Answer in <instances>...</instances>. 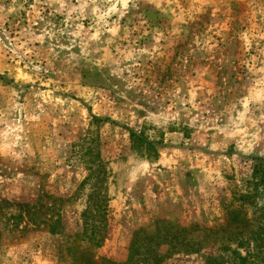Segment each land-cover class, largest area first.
<instances>
[{"label":"rangeland","instance_id":"rangeland-1","mask_svg":"<svg viewBox=\"0 0 264 264\" xmlns=\"http://www.w3.org/2000/svg\"><path fill=\"white\" fill-rule=\"evenodd\" d=\"M254 156L264 0H0V264H263Z\"/></svg>","mask_w":264,"mask_h":264},{"label":"trees","instance_id":"trees-1","mask_svg":"<svg viewBox=\"0 0 264 264\" xmlns=\"http://www.w3.org/2000/svg\"><path fill=\"white\" fill-rule=\"evenodd\" d=\"M160 137H161L160 140H162L163 134H160ZM129 140L131 142L132 148L138 154L145 157L147 160L153 162L158 159L159 154H158V149H157L156 144H160L162 141L150 140L149 137L145 135L144 128H142L138 133L130 129L129 130ZM252 159H253V164H252L251 179L250 181H248L250 185L249 190L246 193H240L238 197L231 198V200L229 201V204L232 203L233 199L235 198L239 200L240 203H243V202L248 203L251 201L253 197L257 196L261 190H264V156H254ZM239 206L241 207V204ZM223 207H225L226 212L229 213L228 220L234 223L249 222L245 212L241 210H234V209L230 210L228 209L226 204H224ZM139 231H142V229L139 228ZM173 237H174L173 240L175 241L177 240L180 242L182 240L180 238V234L179 235L174 234ZM135 241L136 239H133L131 241V245L129 247L130 253H129V256L126 262L115 263L113 261L106 259L105 264H129L133 260V253L136 251V249L133 248L134 245H136ZM184 244L192 245V242H184ZM136 246L139 248V245H136ZM75 260L77 264H99L95 259H92L91 257H87L85 259L83 254L76 255ZM237 264H248V262L244 256L237 255Z\"/></svg>","mask_w":264,"mask_h":264}]
</instances>
